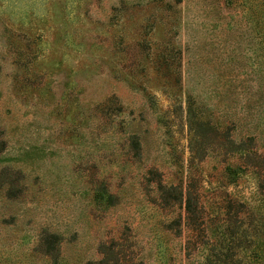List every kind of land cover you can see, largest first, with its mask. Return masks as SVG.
<instances>
[{
    "label": "rangeland",
    "instance_id": "obj_1",
    "mask_svg": "<svg viewBox=\"0 0 264 264\" xmlns=\"http://www.w3.org/2000/svg\"><path fill=\"white\" fill-rule=\"evenodd\" d=\"M228 108L264 154V0H0V235L58 233L57 264H252L226 192L264 211V172L223 178Z\"/></svg>",
    "mask_w": 264,
    "mask_h": 264
},
{
    "label": "trees",
    "instance_id": "obj_2",
    "mask_svg": "<svg viewBox=\"0 0 264 264\" xmlns=\"http://www.w3.org/2000/svg\"><path fill=\"white\" fill-rule=\"evenodd\" d=\"M187 108V119L189 122L193 124L194 136L198 137L203 136L207 139L205 125L206 122L201 121L197 118H192L193 112L190 110V106ZM233 109H225L222 111L223 115H227V121L221 127L220 136L222 140L220 141V145L223 148V154L225 157L222 159L223 161H227L223 163L221 167V174L227 183L234 184L237 178L245 172L248 168L251 169L256 175L264 172V154L260 151H257L255 146H253V142L255 140V136L253 132H245L243 134L244 137L234 138L231 135V131L236 128L238 125H242L247 123V121H243L244 111ZM246 116V112H245ZM249 127L246 126L245 129ZM200 134V135H199ZM132 143L135 147H138V143L133 134L130 135ZM3 148V139H0V150ZM239 153L238 157L239 161L234 160V154ZM2 173H0V176ZM258 178V176H257ZM5 183L0 177V187ZM163 185L158 182V189H163ZM257 191L262 194L264 192V178H260L256 184ZM4 197H10L14 192L12 191L11 185L6 188H1ZM163 191H165L163 189ZM165 194L166 191H165ZM227 198V208L226 212L229 215L230 209L234 210L232 224H227L225 226L226 231L229 233V237H233L232 245H235L234 242L238 244L253 243L252 248L250 249L252 264H263L264 259V211L259 212L258 209H253L254 206L250 204V196H241V197H233L230 196L229 193ZM109 195H106V198ZM181 198V194H180ZM192 196L189 190H186L184 194L183 200V209L185 213V218L192 223H195L198 215V209L196 206V201H192ZM167 199L166 197L164 198ZM264 199L262 197H258V202L260 205H264ZM258 208V207H257ZM241 214H244V217H240ZM245 220L246 224L249 228L253 230V235L255 238L251 236L246 238L245 228L241 229V235L236 238L233 236L236 232H238L239 224ZM3 222H8L9 220L6 218L2 219ZM2 226H0L1 229ZM7 229V228H5ZM8 232L4 231L3 234L0 235V264H38L41 259L42 261L49 262V264H57L59 258V235L53 231H42L38 234L35 241L31 243V245H27L25 249L21 250V252H17L16 249L7 246V242H10V239L7 238ZM261 235V236H260ZM232 241V240H231ZM186 247V246H185ZM18 253V254H17ZM233 253L227 255L224 253L223 259L226 257H231ZM42 257V258H41ZM251 262V260H250ZM105 258H99L98 260L92 261L90 259L85 260L83 264H105Z\"/></svg>",
    "mask_w": 264,
    "mask_h": 264
}]
</instances>
